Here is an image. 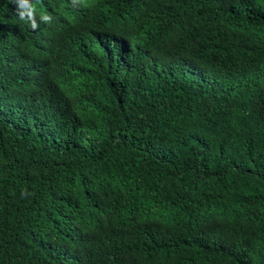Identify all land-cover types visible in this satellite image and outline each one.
Masks as SVG:
<instances>
[{
	"label": "trees",
	"instance_id": "trees-1",
	"mask_svg": "<svg viewBox=\"0 0 264 264\" xmlns=\"http://www.w3.org/2000/svg\"><path fill=\"white\" fill-rule=\"evenodd\" d=\"M0 264H264V0H0Z\"/></svg>",
	"mask_w": 264,
	"mask_h": 264
},
{
	"label": "clouds",
	"instance_id": "clouds-1",
	"mask_svg": "<svg viewBox=\"0 0 264 264\" xmlns=\"http://www.w3.org/2000/svg\"><path fill=\"white\" fill-rule=\"evenodd\" d=\"M26 2V0H21V3L23 4V3H25ZM21 15H23V13L21 14ZM47 18V17H46Z\"/></svg>",
	"mask_w": 264,
	"mask_h": 264
}]
</instances>
